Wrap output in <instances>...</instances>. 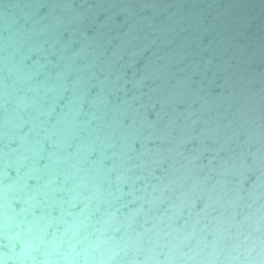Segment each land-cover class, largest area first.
<instances>
[{"label": "water", "instance_id": "water-1", "mask_svg": "<svg viewBox=\"0 0 264 264\" xmlns=\"http://www.w3.org/2000/svg\"><path fill=\"white\" fill-rule=\"evenodd\" d=\"M4 264H264V0H0Z\"/></svg>", "mask_w": 264, "mask_h": 264}, {"label": "clouds", "instance_id": "clouds-1", "mask_svg": "<svg viewBox=\"0 0 264 264\" xmlns=\"http://www.w3.org/2000/svg\"><path fill=\"white\" fill-rule=\"evenodd\" d=\"M0 264H4V262L2 260H0Z\"/></svg>", "mask_w": 264, "mask_h": 264}]
</instances>
